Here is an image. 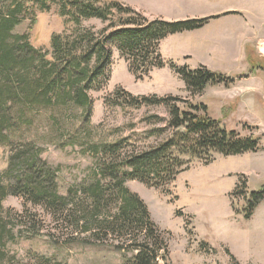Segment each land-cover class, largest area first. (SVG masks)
Returning <instances> with one entry per match:
<instances>
[{
  "label": "trees",
  "instance_id": "1",
  "mask_svg": "<svg viewBox=\"0 0 264 264\" xmlns=\"http://www.w3.org/2000/svg\"><path fill=\"white\" fill-rule=\"evenodd\" d=\"M53 8L70 23L80 25L95 18L105 25L99 31L78 27L75 36L55 33L47 50L34 47L29 32H14L24 20L35 22L38 11ZM215 17L149 18L119 0H0V144L10 148L8 168L0 174V245L24 234H38L46 227L48 216L56 226V233L50 235L55 243L95 244L112 237L118 241L117 250L132 253L129 257L123 254L125 264H168L167 239L144 199L128 187L127 181L137 180L163 191L191 161L185 162L182 155L207 165L214 159L212 153L230 156L257 152L261 146L258 137L221 127L220 121L208 116L203 103L175 95H134L119 88L105 98L106 105L163 104L170 115L172 135L140 150L128 149L130 143L125 139L89 141L85 152L95 162L87 179L62 194L59 169L45 161L33 143H12L10 132L31 123L27 114L39 108L73 104L86 109L83 121L88 122L90 91L107 82L112 48L121 53L130 72L142 79L154 68L166 66L161 53L166 37L199 29ZM170 66L191 95L201 94L210 84L230 87L235 82L233 77L206 66L192 68L173 61ZM155 132L162 131L157 128ZM246 183H240L244 190ZM8 196L25 201L24 211H15L14 223L3 204ZM246 198L244 218L250 220L264 200V188ZM38 208L45 215L38 213ZM36 261L63 264L43 255H37Z\"/></svg>",
  "mask_w": 264,
  "mask_h": 264
},
{
  "label": "rangeland",
  "instance_id": "2",
  "mask_svg": "<svg viewBox=\"0 0 264 264\" xmlns=\"http://www.w3.org/2000/svg\"><path fill=\"white\" fill-rule=\"evenodd\" d=\"M140 11L149 18L158 17ZM104 25L95 18L83 20L80 25L67 22L53 8L38 11L35 22L24 20L14 32H29L33 46L47 50L55 33L75 36L80 30L78 27L99 31ZM177 37L170 36L161 43L166 66L154 68L142 79L130 72L121 53L112 48L107 82L99 90L90 91L92 106L88 122L83 121L86 109L73 104L39 108L27 114L31 123L10 132V140L16 146L19 141H24L40 148L41 157L59 169V190L66 194L71 186L87 179L94 165L95 159L85 152L89 141L125 139L130 143L128 149L140 150L172 135L173 130L168 124L170 115L163 104L106 105L105 98L114 95L117 89L123 88L140 96L175 95L193 103H203L207 106L208 116L220 121L221 127L236 130L242 136L258 137L260 149L230 156L212 153L214 159L207 165L182 155L185 162L191 161L165 191L137 180H129L127 185L144 199L153 221L167 239L168 264H264V200L251 220L244 218L246 196L264 188V92L261 82L249 80L250 74H241L243 69H237L231 59L193 57L188 60L192 68L206 66L233 77L235 85L210 84L201 94L191 95L170 66L171 61L179 65L185 63L177 54L182 43L172 42ZM173 44L176 45L171 48ZM252 87L255 90L249 92L248 88ZM157 128L162 132H155ZM9 154V146L0 144V174L8 168ZM244 180L246 190L240 185ZM3 204L9 211L8 218L12 217L11 223L15 222V211L21 213L25 209L24 198L19 196H8ZM39 211L45 215L41 209ZM29 217L33 219L31 214ZM45 219L48 223L38 234L23 233V236L1 244L0 264H36L37 255L51 257L63 264H125L123 254L128 257L132 254L125 249L117 250L118 241L112 237L95 244L55 243L50 238L57 231L55 223L48 216Z\"/></svg>",
  "mask_w": 264,
  "mask_h": 264
},
{
  "label": "crops",
  "instance_id": "3",
  "mask_svg": "<svg viewBox=\"0 0 264 264\" xmlns=\"http://www.w3.org/2000/svg\"><path fill=\"white\" fill-rule=\"evenodd\" d=\"M125 2L137 10L169 20L216 16L199 29L169 35L165 39L178 36L177 39H172V42L182 43L177 54L182 56L184 64L190 67L188 60L193 57L231 59L237 69H243L241 74H250L249 80L257 82L258 79L264 92V0H125ZM248 90L253 92L255 87ZM250 245L248 242L249 247Z\"/></svg>",
  "mask_w": 264,
  "mask_h": 264
}]
</instances>
